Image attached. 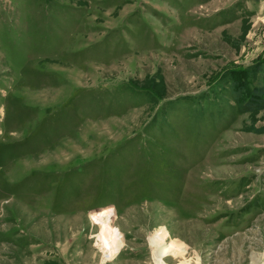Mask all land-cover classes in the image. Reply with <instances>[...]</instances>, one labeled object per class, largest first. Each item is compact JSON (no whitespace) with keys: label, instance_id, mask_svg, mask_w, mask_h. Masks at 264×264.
<instances>
[{"label":"rangeland","instance_id":"1","mask_svg":"<svg viewBox=\"0 0 264 264\" xmlns=\"http://www.w3.org/2000/svg\"><path fill=\"white\" fill-rule=\"evenodd\" d=\"M255 62L264 0H0V264H264Z\"/></svg>","mask_w":264,"mask_h":264},{"label":"trees","instance_id":"2","mask_svg":"<svg viewBox=\"0 0 264 264\" xmlns=\"http://www.w3.org/2000/svg\"><path fill=\"white\" fill-rule=\"evenodd\" d=\"M247 74L250 78L257 80V84L249 92V101L247 108L249 111L257 110L264 105V63L257 62L247 67ZM237 85L236 82H234ZM238 89H242L240 86ZM240 91V90H239Z\"/></svg>","mask_w":264,"mask_h":264}]
</instances>
